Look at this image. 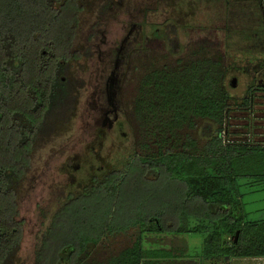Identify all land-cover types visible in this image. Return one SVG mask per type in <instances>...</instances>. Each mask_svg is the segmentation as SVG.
Segmentation results:
<instances>
[{"label":"trees","instance_id":"1","mask_svg":"<svg viewBox=\"0 0 264 264\" xmlns=\"http://www.w3.org/2000/svg\"><path fill=\"white\" fill-rule=\"evenodd\" d=\"M79 3L83 6L80 0H0V264H21L20 196L35 144L51 128L67 124L73 108L76 95L67 71ZM176 28L169 24L171 34ZM170 38L177 51L175 35ZM227 54L224 45L203 46L173 66L143 74L134 101L142 151L116 166L98 167L79 191L63 196L48 229L71 203L82 200L73 208L69 230L44 259L40 246L31 264H84L91 246L131 228L137 229L135 239L104 264H195L176 260L175 248L146 245L148 236L168 232L202 233L203 256L218 261L264 257V218L249 219L244 201V187L264 189V142L230 133ZM260 90L264 81L249 87L243 107L251 108ZM199 120L202 143L190 132L181 137ZM129 174L142 183L169 179L175 187L171 213L141 202L120 215L117 193L122 176ZM97 190L106 195L100 210L93 211L84 198ZM172 218L177 222L167 226Z\"/></svg>","mask_w":264,"mask_h":264},{"label":"rangeland","instance_id":"2","mask_svg":"<svg viewBox=\"0 0 264 264\" xmlns=\"http://www.w3.org/2000/svg\"><path fill=\"white\" fill-rule=\"evenodd\" d=\"M80 1L83 6L79 3L74 21L67 71L74 86L75 106L68 123L48 130L32 151L20 196V216L25 220L18 254L21 264L33 263L40 246L41 257H47L63 231L69 230L73 208L82 200L71 203L57 225L48 229L65 194L79 191L77 186L83 185L98 167L116 166L129 154L142 151L139 141L143 134L135 117L134 101L146 71L173 66L177 59H187L199 47L216 50L224 45L228 50L226 86L232 105L230 133L234 138L251 137L264 142V91L255 94L251 108L242 105L249 87L264 81V0ZM169 24L177 27L173 33L177 51L173 49ZM202 122L199 120L196 128L183 129L181 137L190 132L202 143ZM122 179L117 193L120 215L131 212L141 202L144 207L157 204L171 213L175 187L169 179L163 176L142 183L134 174ZM244 191H248L244 195L248 218H264V189L250 191L244 187ZM105 195L97 190L84 202L93 211L100 210ZM175 222L177 219L172 218L165 224ZM136 235L137 229L131 228L108 236L91 246L84 264H104L110 255L130 245ZM181 235L152 234L146 238V245L175 248L178 261L210 264L202 254L204 235Z\"/></svg>","mask_w":264,"mask_h":264},{"label":"crops","instance_id":"3","mask_svg":"<svg viewBox=\"0 0 264 264\" xmlns=\"http://www.w3.org/2000/svg\"><path fill=\"white\" fill-rule=\"evenodd\" d=\"M206 259L210 260V264H220V262L222 263L224 261L225 262L227 261V264H264V257H232V258L220 259L219 261L217 258L209 259L206 257Z\"/></svg>","mask_w":264,"mask_h":264},{"label":"flooded vegetation","instance_id":"4","mask_svg":"<svg viewBox=\"0 0 264 264\" xmlns=\"http://www.w3.org/2000/svg\"><path fill=\"white\" fill-rule=\"evenodd\" d=\"M72 46H73V43H71V48H72ZM71 54H72V50H71ZM70 54V56L71 57H69V66H70V62H71V58H72V55ZM70 75V74H69ZM63 78V80L65 79V76H63L62 77ZM72 81H71V78H70V76H69V83H71ZM71 85H72V87H73V89H74V86H73V84L71 83ZM109 93H110V103L112 104V99H113V92L110 90V88H109ZM112 94V95H111ZM75 99H76V96H75ZM74 99V100H75ZM75 106V101H74V104H73V107ZM112 110H113V108L112 109H110V110H108V113L107 114H110L111 112H112ZM107 112V111H106ZM69 114H71V112L69 113ZM107 116H109V115H107ZM106 116V119H108V117Z\"/></svg>","mask_w":264,"mask_h":264},{"label":"water","instance_id":"5","mask_svg":"<svg viewBox=\"0 0 264 264\" xmlns=\"http://www.w3.org/2000/svg\"><path fill=\"white\" fill-rule=\"evenodd\" d=\"M238 234H239V232L237 231V233H236V235H235V239H237V237H238Z\"/></svg>","mask_w":264,"mask_h":264}]
</instances>
